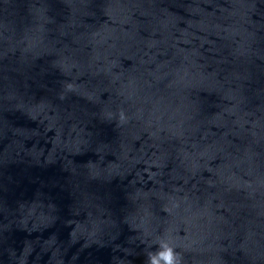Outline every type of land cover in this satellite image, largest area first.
<instances>
[{
  "label": "water",
  "instance_id": "1",
  "mask_svg": "<svg viewBox=\"0 0 264 264\" xmlns=\"http://www.w3.org/2000/svg\"><path fill=\"white\" fill-rule=\"evenodd\" d=\"M161 240L264 264V0H0V264Z\"/></svg>",
  "mask_w": 264,
  "mask_h": 264
},
{
  "label": "clouds",
  "instance_id": "2",
  "mask_svg": "<svg viewBox=\"0 0 264 264\" xmlns=\"http://www.w3.org/2000/svg\"><path fill=\"white\" fill-rule=\"evenodd\" d=\"M121 123L126 121L123 112L120 113ZM183 257L176 252L172 244L168 241L159 242V250L155 253L149 252L146 264H182Z\"/></svg>",
  "mask_w": 264,
  "mask_h": 264
}]
</instances>
